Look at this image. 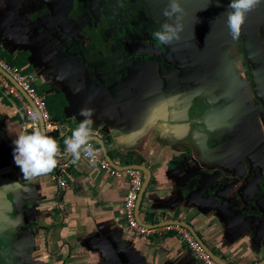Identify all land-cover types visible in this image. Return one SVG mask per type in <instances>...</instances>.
Segmentation results:
<instances>
[{
  "label": "crops",
  "instance_id": "crops-1",
  "mask_svg": "<svg viewBox=\"0 0 264 264\" xmlns=\"http://www.w3.org/2000/svg\"><path fill=\"white\" fill-rule=\"evenodd\" d=\"M144 1L153 21L176 22L163 16L168 0ZM102 2L0 0V52L24 59L34 84L63 101L58 138L78 126L82 107L92 108L110 166L148 170L142 222H185L226 263L257 264L264 258V3L233 39L231 0H182L179 40L122 33L121 59L112 46L98 58L86 47L84 26L99 22ZM76 5L85 11L77 18ZM23 122L19 101L0 89V188L15 205L11 215L0 208V238L21 264H202L173 229L148 238L127 229L124 172L110 176L83 160L68 168L64 188L54 170L25 179L13 159L15 134L29 132Z\"/></svg>",
  "mask_w": 264,
  "mask_h": 264
},
{
  "label": "clouds",
  "instance_id": "clouds-1",
  "mask_svg": "<svg viewBox=\"0 0 264 264\" xmlns=\"http://www.w3.org/2000/svg\"><path fill=\"white\" fill-rule=\"evenodd\" d=\"M261 3H264V0H231L225 14L233 39H239L247 14L259 7ZM183 11L182 0H168L163 16L169 20L175 17L176 22L163 23L160 30L153 33L154 39L160 44L168 45L179 40L180 33L183 31L181 23ZM78 115L84 118L80 120L71 135L64 138L65 150L73 164H77L83 156L88 159L90 165L95 166L99 149L92 143L95 135L92 128L94 109L82 107ZM54 130L50 126H37L29 132L20 131L15 134L13 159L25 179L46 175L57 167L60 155L59 143L49 134ZM9 133L12 134L11 130Z\"/></svg>",
  "mask_w": 264,
  "mask_h": 264
},
{
  "label": "built area",
  "instance_id": "built-area-1",
  "mask_svg": "<svg viewBox=\"0 0 264 264\" xmlns=\"http://www.w3.org/2000/svg\"><path fill=\"white\" fill-rule=\"evenodd\" d=\"M0 70L9 75L15 84L11 83L4 74L0 71V89L4 90L7 95H11L19 101L22 114L24 115V126L29 131L37 126H50L54 131L49 134L56 139L61 136V122L52 119L50 116L43 97L37 92L34 86V74L30 71L23 70V67L11 66L3 58L0 57ZM21 91L25 92L27 97L31 100L34 107L24 98ZM38 112H37V111ZM42 125L40 123V118ZM96 134V130H94ZM93 143V142H92ZM94 145V143H93ZM94 147H96L94 145ZM97 148V147H96ZM60 149V148H59ZM98 149V148H97ZM68 158V159H67ZM57 167L54 169L53 178L58 187L64 188L67 186L68 168L75 166L71 162V157L65 150V145L60 149V155ZM64 160V161H62ZM88 161L82 156L80 161ZM99 167L105 170L110 176H117L120 172H124L126 176V190L124 194L123 203L121 205L122 213L125 219L127 229L135 236L148 238L155 234H162L164 230H175L182 241L186 243L191 251V254L202 264H220L217 260L212 258L200 243L195 239L191 232L184 226L176 223H166L159 226H147L138 221L135 213L136 201L143 182V172L138 168H125L123 171L114 169L106 160H101L98 155L97 163Z\"/></svg>",
  "mask_w": 264,
  "mask_h": 264
},
{
  "label": "flooded vegetation",
  "instance_id": "flooded-vegetation-1",
  "mask_svg": "<svg viewBox=\"0 0 264 264\" xmlns=\"http://www.w3.org/2000/svg\"><path fill=\"white\" fill-rule=\"evenodd\" d=\"M97 1L101 2L102 0ZM102 3H104L101 4L103 7L99 8L102 11L99 22L94 23L92 20L84 26L87 33L86 47L97 58L99 55L102 57V53L107 51L106 46L107 48L112 46V51H115L112 54L116 53L118 57L120 56L119 58L123 59L124 47L119 44L122 33L128 32V35L140 36L149 30L153 37L154 31L160 30L163 24L161 19L156 21L151 19L147 3L144 0H104ZM84 12V7L76 5L72 15L77 18ZM103 30L108 34L107 36L101 32ZM104 39L106 40L104 41ZM196 105H194L195 110ZM21 260L22 256L18 250L14 247L6 249L0 244V264H21Z\"/></svg>",
  "mask_w": 264,
  "mask_h": 264
},
{
  "label": "water",
  "instance_id": "water-1",
  "mask_svg": "<svg viewBox=\"0 0 264 264\" xmlns=\"http://www.w3.org/2000/svg\"><path fill=\"white\" fill-rule=\"evenodd\" d=\"M1 71V73L2 74H4V76L11 82V83H13V84H15L14 83V81L12 80V78L9 76V75H7L4 71H2V70H0ZM21 93H22V95L24 96V98L34 107V105L32 104V102H31V100L27 97V95H26V93L25 92H23V91H21ZM37 111V110H36ZM38 112V111H37ZM40 118V117H39ZM40 123H41V125H42V122H41V118H40ZM93 140H96L98 143H99V146H100V148H101V150H102V152L105 154V156L107 157V155H106V148H105V146H104V141H103V139L102 138H98V137H94V139ZM106 161L107 162H109V164H111V166H113V167H115L116 168V166H114L113 164H112V162H111V160L107 157L106 158ZM128 167H130V168H138V169H140L142 172H144V174H145V177H144V179H143V182H142V185H141V189H140V191H139V194H138V198H137V201H136V207H135V213H136V217H137V219H138V221L140 222V223H142V224H145V225H147V226H159L160 224H146V223H144V222H142V220L139 218V216H138V208H139V203H140V200H141V197H142V193H143V190H144V188H145V186H146V184L148 183V181H149V172H148V170L147 169H145L143 166H141V165H130V166H128ZM127 167V168H128ZM14 199L12 198V197H10L9 195H6L5 193H4V191L0 188V208L3 210H1V212H6V213H8L9 215H11V213L13 212V210H14ZM16 208V207H15ZM5 210H7V211H5ZM16 210V209H15ZM176 223H178V224H180V225H182V226H184L185 228H187L190 232H191V234L195 237V239L200 243V245L205 249V251L212 257V258H214L215 260H217L220 264H228V263H226L225 261H223V260H221L219 257H217L205 244H204V242L200 239V237L198 236V234L191 228V226L189 225V224H187V223H185V222H181V221H177ZM3 243H4V245L6 244L7 245V242H5L4 240H2L1 238H0V244H1V246L2 247H4V245H3ZM257 264H264V258L262 259V260H260Z\"/></svg>",
  "mask_w": 264,
  "mask_h": 264
},
{
  "label": "trees",
  "instance_id": "trees-1",
  "mask_svg": "<svg viewBox=\"0 0 264 264\" xmlns=\"http://www.w3.org/2000/svg\"><path fill=\"white\" fill-rule=\"evenodd\" d=\"M0 57L3 58L6 62H8L11 66H16V67H20V68L23 67V70L28 71L27 68L22 66L25 62L24 59H22L21 61L17 58L12 59V58H9V56L5 55L3 52H0ZM34 86H35L37 92L43 97V99L45 101L46 108H47L49 114L51 115L52 119L61 120L60 119V118H62L61 107H62L63 101H61L59 99V97L56 96L55 94H53V95L45 94L44 93V90H45L44 86H38L35 84H34ZM71 133L72 132H69V133L65 134L63 138L57 139V141L59 143V148L63 147L64 138L70 136Z\"/></svg>",
  "mask_w": 264,
  "mask_h": 264
}]
</instances>
